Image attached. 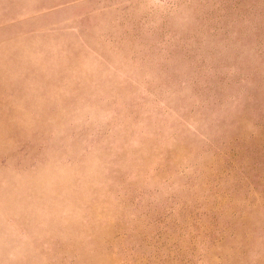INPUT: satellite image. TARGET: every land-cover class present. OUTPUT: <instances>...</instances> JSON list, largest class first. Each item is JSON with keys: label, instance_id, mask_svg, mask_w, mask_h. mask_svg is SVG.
<instances>
[{"label": "rangeland", "instance_id": "rangeland-1", "mask_svg": "<svg viewBox=\"0 0 264 264\" xmlns=\"http://www.w3.org/2000/svg\"><path fill=\"white\" fill-rule=\"evenodd\" d=\"M0 264H264V0H0Z\"/></svg>", "mask_w": 264, "mask_h": 264}]
</instances>
